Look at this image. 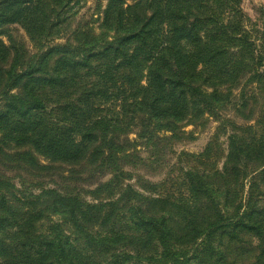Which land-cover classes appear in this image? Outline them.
Returning <instances> with one entry per match:
<instances>
[{"label":"trees","instance_id":"obj_1","mask_svg":"<svg viewBox=\"0 0 264 264\" xmlns=\"http://www.w3.org/2000/svg\"><path fill=\"white\" fill-rule=\"evenodd\" d=\"M77 1L0 0V27L17 24L44 46L30 62L0 40V99L11 97L0 146L99 163L137 117L199 116L245 76L264 90V52L240 0H107L98 32L85 24L54 43ZM263 114L259 136L229 133L222 172L182 171L177 196L139 195L117 169L94 190L107 195L96 203L0 175V264H264Z\"/></svg>","mask_w":264,"mask_h":264},{"label":"rangeland","instance_id":"obj_2","mask_svg":"<svg viewBox=\"0 0 264 264\" xmlns=\"http://www.w3.org/2000/svg\"><path fill=\"white\" fill-rule=\"evenodd\" d=\"M106 3L107 0H78L71 5L74 14L70 20L72 26L70 30L62 32L54 43L70 39L71 31L85 24L98 32L97 27ZM239 7L244 16L245 28L257 32L259 39L254 35L255 42L262 45L260 50L264 52V0H240ZM0 40L7 46H15L22 53L23 61L36 60L38 53L44 49V46H35L17 24L1 26ZM247 77L231 87L228 99L214 103L211 111L199 116L170 124L137 117L130 123L126 133H118L119 136L113 140L111 158L103 154L105 157L99 163L89 160L77 164L54 163L39 156L31 148H5L1 145L7 153L26 151L35 162L0 155V175L16 187L24 182L30 189L37 188L36 193L39 188H55L68 195L76 194L88 203H96L103 201L107 195L94 190L109 181L114 169H117V173L121 171L118 183L124 187L129 185L139 195L171 193L177 196L182 190V171L194 167L199 171L210 168L219 172L224 170L231 131L241 132L246 137L252 133L259 136L257 116L264 109V90ZM17 89H13L12 93L17 92ZM221 89L226 92L225 88ZM10 102L9 96L0 99L1 112L5 110L4 105ZM249 125L253 129H247ZM117 191L118 188L109 197L118 198ZM245 238L254 242L252 237Z\"/></svg>","mask_w":264,"mask_h":264}]
</instances>
